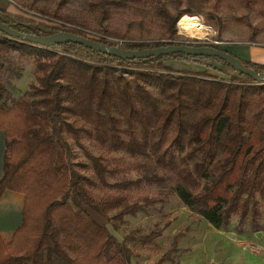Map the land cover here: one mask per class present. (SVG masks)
Here are the masks:
<instances>
[{
    "label": "trees",
    "instance_id": "16d2710c",
    "mask_svg": "<svg viewBox=\"0 0 264 264\" xmlns=\"http://www.w3.org/2000/svg\"><path fill=\"white\" fill-rule=\"evenodd\" d=\"M92 1L101 8V17L108 19V8L124 7L132 0ZM166 2L175 11L165 4L158 9L164 32L151 41L124 39L125 34L102 28L121 40L114 42L106 35H92L81 25L73 26L76 20L47 9H41L37 19L0 7V21L23 33L44 36L69 31L131 50L170 44L219 48L214 43L176 40L177 20L190 16L184 17L178 8L183 4L193 13L190 6L195 2ZM10 52L33 59L37 83L29 86L31 98L13 99L8 107L0 104V129L5 135L0 196L7 189L24 195L20 226L10 241L0 236V264H52L53 257L68 264H130L132 251L126 242L150 244L160 230L138 236L131 232L119 241L107 225L165 201L172 191L217 229H227L231 217L237 215L234 229L238 233L261 231L256 196H264V83L241 72L244 80L233 76L227 81L210 78L204 71L174 73L164 63L218 61L229 66L217 57L177 52L122 59L79 43L45 46L0 31V56ZM230 53L245 66L264 71V63ZM119 68L142 84L131 85L112 72ZM146 85L154 87L161 98ZM5 90L0 80V99ZM70 116L90 127L83 130L87 135L93 129L106 133L114 145L132 156L153 155L163 173L108 183L105 176L110 168L95 155H89L90 177L81 173L58 145L60 125ZM121 133L124 138L120 139ZM168 180L174 182L172 187L132 200L125 193L96 199L90 192L91 187L125 191L143 182ZM180 236L173 237L171 249Z\"/></svg>",
    "mask_w": 264,
    "mask_h": 264
},
{
    "label": "rangeland",
    "instance_id": "374dc122",
    "mask_svg": "<svg viewBox=\"0 0 264 264\" xmlns=\"http://www.w3.org/2000/svg\"><path fill=\"white\" fill-rule=\"evenodd\" d=\"M194 2L195 4L190 6L193 13L187 12L184 9L186 5L183 4L178 9L186 14H183L184 17L190 15L188 17L195 20L197 26L204 30V34L200 37L181 34L178 30V22H176V40L214 43L229 52L237 51L238 48L245 49L249 45L252 46V58L251 49L248 50L251 61L255 62L264 58V0H194ZM164 4L175 11L174 7L166 0H132L124 7L106 8L109 18L105 19L101 17V8L95 5L92 0H0V7H4L6 10L13 9L14 12L25 14L28 17L37 18L33 14H41V9H47L50 12L76 20L77 23L73 26L81 25L92 35H106L109 40L118 43L121 41L119 38L108 36L102 31V28L106 27L109 30L125 34L124 39L144 41L160 39L164 32L163 18L157 11ZM40 19L44 20L41 17ZM81 22L85 24L83 25ZM164 63L169 65L174 73L204 71L210 78L227 81L235 76L244 80V77L240 76L237 71L218 61H207L203 65L183 60H166ZM112 72L115 75H121L131 85L142 84L140 80L134 79L124 72V69L119 68ZM0 80L6 87L5 93L0 99V104L3 106L8 107L13 99L31 98L32 96L28 93L29 86L37 83L33 59L20 57L14 52L0 56ZM146 87L161 98L160 93L154 87L150 85H146ZM158 105L161 107L162 103L160 102ZM114 116L118 115L114 114ZM89 128L88 125L73 116L68 117L66 123L60 125L58 145L60 148L66 149V160L81 173L90 177L89 155L100 156L103 158V162L107 163L110 172L106 174L105 180L108 183L119 182L123 179H135L154 172L163 173L160 164L154 161L153 155L147 153L146 155L132 156L121 147L114 145L106 133L100 134L92 129L90 131L92 134L87 135L83 130ZM119 128H124L123 122L119 124ZM118 138H124V134L121 133ZM138 165L142 167H138ZM173 184L174 182L169 180L151 185L143 182L137 187L125 190L126 192L105 186L91 187L90 192L96 199L108 194L125 193L126 195L130 194L128 199L132 200L139 196L155 195L159 191L172 187ZM256 197L261 210L259 223L262 228L259 233L262 236L256 238L254 235L257 233L251 232V239L264 244V196L257 195ZM110 213L112 215L114 211ZM237 219V215H233L230 225L235 226ZM247 221L245 224L248 223ZM204 223L207 222L189 210L177 193L172 191L165 201L148 205L145 210L134 215H124L120 221L113 220L107 225V228L119 241H122L131 232L138 236L148 234L151 230H160V235L155 237L150 244L126 242L132 251L130 264H155L169 249L171 250L169 256L160 264H176L175 262H178L179 259V264H201L204 262L200 260L203 247L208 245V248H213L217 245L218 238H221L216 231L204 230ZM178 233H181V236L177 241L182 239L180 248L175 249L176 241L173 250L171 249L173 237ZM184 236L188 237L186 238L188 243L195 248L192 250V254H183ZM251 245L252 243L250 247ZM212 248L208 250L211 251ZM52 264L68 263L58 257H53Z\"/></svg>",
    "mask_w": 264,
    "mask_h": 264
},
{
    "label": "crops",
    "instance_id": "0c3cea01",
    "mask_svg": "<svg viewBox=\"0 0 264 264\" xmlns=\"http://www.w3.org/2000/svg\"><path fill=\"white\" fill-rule=\"evenodd\" d=\"M8 11L16 13L13 9H8ZM18 13L19 12L16 14ZM250 49L252 58V46L249 45H247L245 49L238 48L237 51H232V53L242 58L249 59ZM255 62L264 63V58ZM4 150L5 135L4 131L0 129V178L3 175ZM23 204L24 195L22 193L7 189L0 196V236L6 242L10 241L13 233L21 224ZM203 228L204 230H211V232H218L221 238H218L216 246L213 248L210 247L212 248L211 251L208 250L210 249L208 245L203 247V251L200 253V260L204 262L201 264H264V244L257 240H252L251 232L238 233L233 225H230L227 229H217L209 222L204 223ZM260 234L254 236L258 238L262 236V234ZM186 238L188 237H183L185 246L183 248V254H192V250L195 248L192 247V244L188 243ZM180 240L182 239L177 241L175 249L180 248ZM251 243L257 245L258 249H251ZM179 262L180 259L175 263L179 264Z\"/></svg>",
    "mask_w": 264,
    "mask_h": 264
},
{
    "label": "water",
    "instance_id": "95a60500",
    "mask_svg": "<svg viewBox=\"0 0 264 264\" xmlns=\"http://www.w3.org/2000/svg\"><path fill=\"white\" fill-rule=\"evenodd\" d=\"M0 31L10 37L19 38L22 40L38 43L45 46H53L65 42H74L84 45L92 50L120 57L122 59L132 58H147L153 56H161L169 53L182 52L189 55H204L210 57H217L227 63L232 69L241 72L256 82L264 83V71L257 72L250 67L245 66L236 56L229 51L214 48L210 46H190V45H165L160 47L131 50L124 49L116 45H105L94 41L82 35H78L69 31H59L50 35H34L23 33L10 27L8 24L0 21ZM257 234H260L259 232Z\"/></svg>",
    "mask_w": 264,
    "mask_h": 264
},
{
    "label": "bare ground",
    "instance_id": "6f19581e",
    "mask_svg": "<svg viewBox=\"0 0 264 264\" xmlns=\"http://www.w3.org/2000/svg\"><path fill=\"white\" fill-rule=\"evenodd\" d=\"M178 30L181 34L190 37H200L204 34V30L197 26L194 19L182 18L177 23Z\"/></svg>",
    "mask_w": 264,
    "mask_h": 264
},
{
    "label": "built area",
    "instance_id": "2783aa9c",
    "mask_svg": "<svg viewBox=\"0 0 264 264\" xmlns=\"http://www.w3.org/2000/svg\"><path fill=\"white\" fill-rule=\"evenodd\" d=\"M33 16H36L37 17V19L39 18V16H38V14H33ZM251 248L252 249H254V250H257L258 248H257V246H255V245H251ZM264 250V249H263Z\"/></svg>",
    "mask_w": 264,
    "mask_h": 264
}]
</instances>
